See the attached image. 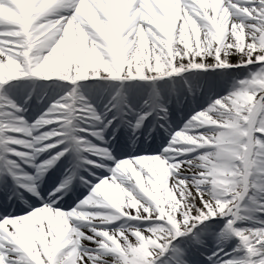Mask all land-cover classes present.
<instances>
[{"label": "snow or ice", "instance_id": "snow-or-ice-1", "mask_svg": "<svg viewBox=\"0 0 264 264\" xmlns=\"http://www.w3.org/2000/svg\"><path fill=\"white\" fill-rule=\"evenodd\" d=\"M0 264H264V0H0Z\"/></svg>", "mask_w": 264, "mask_h": 264}, {"label": "bare ground", "instance_id": "bare-ground-1", "mask_svg": "<svg viewBox=\"0 0 264 264\" xmlns=\"http://www.w3.org/2000/svg\"><path fill=\"white\" fill-rule=\"evenodd\" d=\"M98 207H101V206H99V205H87V206H85V208H98ZM104 214H110V213L109 212H105ZM113 223H115V222H108V226L109 227L112 226Z\"/></svg>", "mask_w": 264, "mask_h": 264}]
</instances>
